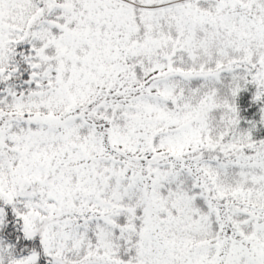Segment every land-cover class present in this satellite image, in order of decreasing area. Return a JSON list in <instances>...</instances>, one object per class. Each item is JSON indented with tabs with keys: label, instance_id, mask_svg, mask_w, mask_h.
Wrapping results in <instances>:
<instances>
[{
	"label": "snow or ice",
	"instance_id": "obj_1",
	"mask_svg": "<svg viewBox=\"0 0 264 264\" xmlns=\"http://www.w3.org/2000/svg\"><path fill=\"white\" fill-rule=\"evenodd\" d=\"M0 264H264V0H0Z\"/></svg>",
	"mask_w": 264,
	"mask_h": 264
}]
</instances>
